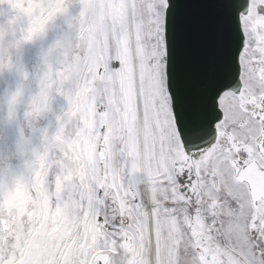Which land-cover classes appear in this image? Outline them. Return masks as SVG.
Returning a JSON list of instances; mask_svg holds the SVG:
<instances>
[{
	"label": "snow or ice",
	"instance_id": "1",
	"mask_svg": "<svg viewBox=\"0 0 264 264\" xmlns=\"http://www.w3.org/2000/svg\"><path fill=\"white\" fill-rule=\"evenodd\" d=\"M0 264H264V0H0Z\"/></svg>",
	"mask_w": 264,
	"mask_h": 264
}]
</instances>
